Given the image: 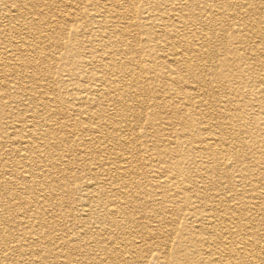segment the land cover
<instances>
[{
  "label": "rangeland",
  "instance_id": "obj_1",
  "mask_svg": "<svg viewBox=\"0 0 264 264\" xmlns=\"http://www.w3.org/2000/svg\"><path fill=\"white\" fill-rule=\"evenodd\" d=\"M182 1L0 0V216L4 218L3 225L8 229L6 235L11 245L23 248L25 241L29 244L23 250L9 251L7 260L2 256L3 249H0V264H45L49 255L45 242L54 245L53 242L58 241L56 236L61 228L56 226L62 220L63 206L77 199L89 181L111 178L115 168L121 171V166L132 161L139 168L137 179L144 190L150 195L160 193L165 201L155 207L150 202L145 203L149 198L145 197L148 194H143L133 223L138 232L128 237L143 240L155 252L166 251L167 258L161 264H184V256L188 257V264H197L202 251L195 250L194 245L201 244V237L193 234L189 227L181 230L184 215L193 208L203 211L204 202L217 192H223L225 183L239 174L234 166L226 170L216 167L212 156L204 153L210 167V180L200 183L198 176L202 172L193 161L200 160L203 153L194 151L188 142L201 138L205 133H196L189 140H184L180 133L186 131L191 123H202L208 118L212 123L216 119L226 122L225 113L230 112L246 114L247 126L243 135L236 130H225L227 133L224 135L228 138L233 136L244 140L243 144L227 148L233 157L236 155L242 159L250 171L263 173V178L247 180V186L234 187L232 192L226 191V196L231 197L230 204L241 208L233 213L248 227L242 231V236L252 231L264 234V198L248 199L250 196L255 198L257 192H264V171L253 166L264 158V148L260 149L264 142V57L254 58L256 53H264V0H233L232 4H228L229 0H193L194 7L189 9L195 13L200 9L202 16H216L212 8L244 7L236 21L218 20L216 31L221 37L201 47L216 54L206 66L208 75L202 72L208 83L206 99L213 104L212 117L199 115L188 104L193 101L195 91L186 83L183 72L174 70L171 60V51L176 47L181 50L186 43L167 35L173 25L165 20L176 18V11L183 10L179 5ZM248 6L254 11L247 13L245 9ZM173 22L178 28L180 24ZM206 23L188 24L187 30L200 32L203 37L204 31L210 32ZM237 39L242 41V45L234 42ZM254 44L258 50L255 53L251 48ZM227 53L241 60L235 57L226 60ZM131 57L135 59L129 68L132 76L126 74L128 69L118 70V64L129 62ZM67 71L75 75L69 77ZM229 73H239L240 77L233 80L234 75L228 82L230 87H227L220 83V78L225 79ZM133 79L137 80L136 85ZM98 84H102L100 92L104 99L99 98L96 91V88H101ZM116 87L121 91L120 101L126 99V92L131 88L137 89L133 90L134 100L142 102L140 107L121 110V114L129 118L130 129L126 122L118 126L117 121L97 126L92 117L94 110L86 101L87 98H95L101 102L96 107L97 114L105 115L106 108L117 112ZM230 89L235 91L236 101L231 97L226 101L225 97L231 95ZM34 95L37 101L30 100ZM217 99L219 101L215 105ZM225 102L227 105L220 108L227 110L218 108V104ZM36 121L32 134L24 127L20 130L13 128L15 124L25 126ZM26 141H29L28 145ZM25 155L39 156L41 160L33 162ZM46 158L55 161L56 166H49L51 163L48 162L42 166L41 161ZM173 163H178L176 173L184 175L189 188L179 197H175L176 191L173 192L174 179L164 182L171 176L167 166L171 167ZM40 169L45 172L41 177L46 184L43 191H39L40 187L35 184L40 179L32 177V173ZM23 175L34 183L23 181ZM220 176H223L220 179L222 183L217 182ZM27 185L31 188H26ZM154 209L163 220L160 230L151 229L154 224L146 218ZM22 212L29 226H37V221L46 224L43 232L48 236L45 239L41 235L37 243L26 239L28 227L18 224L22 216L18 214ZM16 215L18 218L13 217ZM143 229L148 231L141 233ZM199 235L207 234L200 231ZM55 252H61L59 247ZM260 258L258 263L263 264L264 253H260Z\"/></svg>",
  "mask_w": 264,
  "mask_h": 264
},
{
  "label": "bare ground",
  "instance_id": "obj_2",
  "mask_svg": "<svg viewBox=\"0 0 264 264\" xmlns=\"http://www.w3.org/2000/svg\"><path fill=\"white\" fill-rule=\"evenodd\" d=\"M232 3H234L233 0L228 1V4H232ZM179 5H182L183 10L176 11V13L174 14L176 18L171 19L168 17L167 20H165L167 23L169 22V23H172L173 25V28L168 32L167 35L182 39L183 41H185L184 43L186 44L181 50H178V48L176 47L177 49L175 48V50L171 51L170 55H172L173 57L171 60L174 65L173 67H175L174 70L183 72L184 74L183 77H185L186 83L191 87V89L195 91L193 101L192 100L189 101L188 104L199 115L203 117L210 116V114L212 113L213 104L209 102L208 99H206L207 94L205 90L207 88L208 83L206 82L207 79L203 78L202 72L207 71L206 66H209V63L212 62V60L216 57L215 56L216 54L212 53L213 51L209 49H204L201 47H206V45L208 44V41L210 42L218 37H221L220 34L217 33L216 31L217 26L219 25L218 20L220 21L231 20L233 22L236 21V19H238L240 10L242 9L243 6L242 7H227V8H212L213 11H215L214 14H216V16H202L200 9L197 11V13H195L193 10H189L190 8L194 7L193 0H183L182 3H179ZM245 11L249 13V12H253L254 9L251 8V6H248L246 7ZM131 17H133V15ZM162 19L163 18H161V20ZM173 21L180 24L178 25V28L175 27L176 24H174ZM204 22L205 23L207 22L206 27H207V30H209L210 32H206L203 29L204 31L203 37H201L200 32L193 33L194 32L193 30L192 31L187 30L188 26L186 25L188 24L193 26V25H198V23L203 24ZM41 23L43 24L42 21ZM256 25L258 24L256 23ZM256 25H254L253 27L255 28ZM257 29L259 30V32H261L259 29V26ZM190 33H191V36H190ZM188 38L191 39V41H188L189 40ZM194 39H197V40L195 41ZM251 40L252 39H250V41ZM149 41L151 42V40ZM204 41H205V44L203 45ZM234 42L238 43L239 45H242V41L240 39H237ZM200 43L201 45L198 47V44ZM256 47L257 46L255 44L252 45L251 47L254 50V53L258 51ZM237 49L239 48H236L235 50ZM150 50H151V47H150ZM235 50H232V52H236ZM260 52L256 53V55H254V58L259 59L260 56L264 57L263 56L264 53L263 52L260 53ZM227 54L228 55L224 57L226 60L232 59L231 57L237 58V56H230L229 53ZM239 59L241 60L240 57ZM134 61L135 59L131 57L129 58V62L126 61L123 63V65L118 64V70L127 71L128 69L129 72H127L126 74L132 76L133 73L129 70V68L131 67V62H134ZM228 70L229 69H227V72H230ZM67 73L69 77H73V75H75L73 72H70V71H67ZM216 75L218 76L219 73L217 72ZM234 75H235V79H233ZM239 77H240L239 73H236L233 75L229 73V74H226V77H225V79H228V80L220 78V83L222 85H226L227 87H230V84H228L229 80L231 79L236 80ZM262 79H264V74L262 76ZM133 81H134L133 84L136 85L137 80L133 79ZM101 85L102 84H98V86L100 87ZM101 90H103V87L96 88L99 98L104 99L105 97L100 92ZM133 90H137V89H133ZM133 90H131L130 88L129 91L126 92V96L128 98L125 96L126 99L124 100L125 101L124 103V101H120L121 91L116 87V92L118 93L116 95L117 96L116 97L117 112H111L109 108H106L105 115L104 113H102V115L96 113V107L97 105L101 103L98 99L87 98L86 101L90 103V106L94 110L92 117H94V120L96 122L95 124L99 127H102L103 125L107 126V124H110V123L115 124L118 122V126H122L126 122L127 123L126 126L129 128V118L127 116H123L121 114V110L126 109L127 111H129V109H131L133 106H136V108L140 107L142 103L141 101L134 100L135 94ZM230 92H231V95L229 94V96L225 97L226 101H229L231 98H232L231 99L232 101L233 100L236 101L235 91L230 89ZM30 100L31 101L36 100V96L34 95L30 97ZM218 101L219 99L215 100V105H216V102L218 103ZM126 102H128V104H126ZM226 105L227 103L223 105L218 104V108L222 106L225 107ZM112 107H114V105H112ZM220 109L227 110L226 108H220ZM225 114H227L226 122H222L217 119L216 120L214 119L215 121L212 123L211 119L208 118L202 123L201 122L191 123L188 126L186 131L183 130L180 133V135L182 136V138H184V140H189V137L196 135V133H200V134L205 133V135L202 136L201 138H198L194 141L189 140L188 142L190 145L193 146L192 149L194 151L198 153L200 152L199 154L203 153V156L200 158V160L193 161L196 164L198 170L202 172L198 176V178L200 179L199 180L200 183L204 182L206 179H209L210 167H209V163L205 160V157H206L205 154L212 156V159H214V161L216 162V167L226 170L234 166L237 168L236 171H238V174H239L237 177H235V179L233 178L232 180L227 181L225 183V186L223 187V190H224L223 192H217L215 195H213L207 201L204 202L203 205H205V209L203 211H198V209L195 210V208L188 211L184 215L185 222L183 223L181 230H186L189 227L191 228L193 234H195L197 237H201V244L194 245V247L196 248L195 250L202 251L201 257L198 259L197 264H260L258 263L261 260L260 253H264V245L262 244L264 243V240H263L264 234L258 235L256 234L257 232L255 233L252 231L249 234L246 233L244 237L242 236V231L247 229L248 227L245 223L242 222V219L239 218L238 215L235 216V214L233 213L234 211L240 210L241 208L237 204H234V203L230 204V201H232V199L231 197L228 198L229 196L228 197L226 196V193H227L226 191L232 192V190H234V187L247 186L246 185L247 180L248 181L253 180L258 177L262 179L263 173H260L258 171L254 172L253 169L250 171L247 168L248 166L246 167L245 166L246 164H244V162L241 161L242 159L240 160L236 155L233 157V155L229 152V149L227 148V146H231L234 144H237V145L239 143L243 144L244 140L242 141L238 138H235L231 136V134H230L231 137L229 136L230 138H228L227 136L224 135V132H226L225 131L226 129L227 130L232 129V130H236L238 133H241L243 135L246 132V126H247L246 114L243 115V113H241L240 115H238L239 113L235 114L234 112H230L229 114L225 113ZM31 115L34 116L35 112L31 113ZM37 123L38 122L36 121L35 123H32L30 125H25V126H23L22 124L20 125L15 124L13 128L16 130H20V128L24 127L32 134L35 127L37 126ZM126 126L124 127V130L125 128H127ZM86 128H90V127H86ZM98 138H101V137H98ZM115 138L117 139V137ZM99 141L102 142L101 140ZM130 142L127 141L126 143H130ZM25 144L28 145L29 141H26ZM236 147L237 146H235V150H236ZM263 148H264V142L260 145V149H263ZM23 154L24 152L22 153V157H23ZM25 156L31 159L33 162H35L34 160L36 159L41 160V157L39 156H36V157H32L31 155H25ZM58 161L59 159L57 160V162ZM41 162H42L41 163L42 166L47 165V164H44V162L51 163L49 164V166H52V167L56 166L55 161H53L52 159L46 158ZM145 166L147 167V165ZM253 166L255 169L257 168L263 169L264 171V158L261 160H258L256 165H253ZM133 168H135V170H133ZM114 170H115V173L112 174L111 178L105 177L100 181L96 180L97 179L96 178V179H93L92 181H89V183H86L82 194L77 199L72 200L70 202L71 205L69 204L68 206L66 205L63 206L64 210H62L61 212L62 220H60L59 222L60 224L57 223V226H56V227L61 228L60 234L56 236V239L58 241H54L53 242L54 245H52V243H50L49 241L45 242V246L47 247V252L49 254L46 258L45 264H144L145 261H146V264H149L148 262H151V261L155 263L158 262L159 264H161L162 262H164V259L167 258L166 251L155 252L154 249L151 246H147L143 242V240L136 241L135 239H130L128 237V235H132L133 233L138 232V227L136 225H133V223L135 222L134 221V217L136 215L135 211H137L139 208L138 202L142 198V195L145 193L146 195L148 194L145 197L149 198V200L146 201L145 203L150 202L155 207H157L159 204L164 202L165 199L163 198V196L160 195V193H157V194L153 193L150 195L147 190L146 191L144 190L143 186L137 179L139 175L137 173V170H139V168L133 165V161L132 163L128 165L126 164V166H121V171L117 170L116 168ZM177 171H178V163H173L171 167L167 166V172L168 173L171 172V176H169L167 179L164 180V182H167V181L174 179L173 185H174L175 190L173 192L176 191L174 193L175 197H179V195L186 194L189 189L188 184L187 185L185 184L186 181H185L184 175H182V173L177 174L176 173ZM44 175H45V172H43L41 169L36 170L35 172L32 173V177L34 179L36 178L40 179L35 182V184L40 187L39 191L45 190L44 187H46L45 182L41 179V177H44ZM180 177L182 179H179ZM221 178H223V176L218 177L217 182L222 183V181L220 180ZM22 179H25L23 181H28L26 180L25 175H23ZM28 182L34 183V181H30V180ZM158 184L159 183L157 182L156 187L158 186ZM160 185H161V182H160ZM195 185H197V183H195ZM26 188H31V187L27 185ZM251 190L255 191V189L253 188ZM32 194L34 196L36 195V193L34 194V191L32 192ZM263 198H264V192L262 193L257 192L255 195V198L253 196H250L248 199L254 200V199H263ZM33 204H34V201H33ZM228 211H232V212H228ZM150 212L151 213L150 214L148 213V217L146 218H148V220H151V222H153L154 224V226H151V229L158 230L159 228L162 227L163 220L161 221V218H159L158 215L155 213V209ZM18 215H22L18 221V224L21 226L22 224H26V226L29 229L26 235L27 240L28 238H30V239H33L32 242L37 243L39 241L38 239L39 235L43 236L44 239L48 236V234L43 232V228L45 227L46 224H44L41 221H37L36 223L38 224L37 226L31 224L32 222H30L31 226H29V221L26 219V216H24V212ZM18 215L13 216V217L18 218ZM3 219L0 216V223H1L0 249L1 250L3 249L2 256L4 259H6L9 257L8 255L9 251L23 250L24 248H28L29 244L27 241H25L26 245H24L23 248L20 246L18 247V246L11 245L12 242L7 240L6 233L8 229L6 230L5 225H3ZM52 225H54V222ZM52 225L50 224L51 227ZM52 230L53 228L51 229V231ZM147 231L148 229H143L141 230V233L147 232ZM200 231H203L207 235L203 237L200 236L199 235ZM53 232L54 231H52L51 234ZM4 237L6 238L4 239ZM21 241H23V239H21ZM58 247L61 250V252L59 253L55 252V248H58ZM2 256H1V259H2ZM184 259H185V262H182V263L188 264L189 262L188 257L184 256Z\"/></svg>",
  "mask_w": 264,
  "mask_h": 264
}]
</instances>
